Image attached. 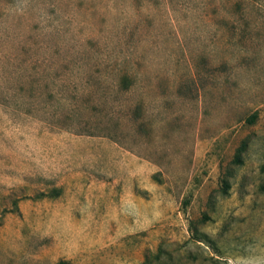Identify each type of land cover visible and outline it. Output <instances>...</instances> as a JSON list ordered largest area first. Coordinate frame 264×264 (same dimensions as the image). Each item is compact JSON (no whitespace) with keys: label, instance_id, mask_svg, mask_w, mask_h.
<instances>
[{"label":"rangeland","instance_id":"obj_1","mask_svg":"<svg viewBox=\"0 0 264 264\" xmlns=\"http://www.w3.org/2000/svg\"><path fill=\"white\" fill-rule=\"evenodd\" d=\"M263 166L264 0H0V264H264Z\"/></svg>","mask_w":264,"mask_h":264},{"label":"trees","instance_id":"obj_2","mask_svg":"<svg viewBox=\"0 0 264 264\" xmlns=\"http://www.w3.org/2000/svg\"><path fill=\"white\" fill-rule=\"evenodd\" d=\"M130 77L128 76V75H126V76H124L123 78H122V81H121V83H120V85H121V87H120V90L121 91H123V92H128V91H130V89H131V86H130ZM139 113H140V111H139V109L137 108V109H135L134 110V115L136 114V115H139ZM88 133H91V134H93L94 132H88ZM244 151V147H241V148H239L238 149V151H237V154H236V157H235V162L236 163H241V158H240V155H241V153ZM263 171H264V166H263ZM58 190H53V193H56V196H58L59 195V192H57Z\"/></svg>","mask_w":264,"mask_h":264}]
</instances>
